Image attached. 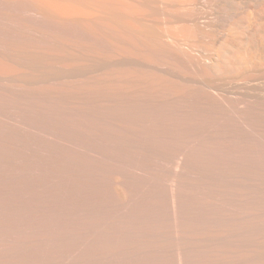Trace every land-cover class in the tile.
Wrapping results in <instances>:
<instances>
[{"label": "bare ground", "instance_id": "bare-ground-1", "mask_svg": "<svg viewBox=\"0 0 264 264\" xmlns=\"http://www.w3.org/2000/svg\"><path fill=\"white\" fill-rule=\"evenodd\" d=\"M0 123L118 188L59 233L74 251L264 264V0H0Z\"/></svg>", "mask_w": 264, "mask_h": 264}, {"label": "rangeland", "instance_id": "rangeland-1", "mask_svg": "<svg viewBox=\"0 0 264 264\" xmlns=\"http://www.w3.org/2000/svg\"><path fill=\"white\" fill-rule=\"evenodd\" d=\"M0 126H1L0 127L1 129L0 130H2V131H0V133L2 132L0 134V144H1V147L3 145L2 149L5 148L3 151H1L2 149L0 147V264H146V259L143 258V257H139V258H133V257H116V258H113V259H108L106 261H102L101 259L100 260H95V259H91L90 256L85 251H79V250L78 251H74L73 248H69V247H71V246H69L70 244H68V242L65 244V242L68 241V239L65 238V237H64L65 239L64 238H60L61 235H59V233L60 234L63 233L62 235H64V232L66 233V231H69L68 229L71 230V228H72L71 226L74 225L73 222H76L77 223L80 220L82 222V220H83L82 218H84V220H85V217L87 216V214L89 212H92V213L94 212V210L92 208L94 207L95 204H96L95 205L96 208H94V209L97 210V211H95L94 214H96V212H98V210L100 208L102 209V206L105 204L103 202H106L107 201L106 192L109 193V194L107 193V196L109 197L111 194L114 193V192L111 193V190H113V189L116 188V190H114V191H117L118 188L116 186L114 188L111 185V187H112V189H111V187H110L109 184H107L106 182L103 183V181H104L103 179H100V180H102V183L101 182L96 183V182H98L99 179H97V178L98 177L100 178V175L98 174L99 175L98 177L94 176L97 173H95L94 171H91V170L88 171L90 175H87V176H90V177L93 176L94 179L92 180V178H90L91 180L89 179L90 180L89 183H88V181H83V183H82V180H84V178L80 181V179H81L80 178L81 177L80 175L83 176L85 173H83V174H81V173L82 172H85V171L83 169V171L81 172V170L83 168L81 166H79V168L81 170L80 169H77L75 167L74 160H72L70 158L71 156H69V152H68V150L66 149L65 146H64L65 149L63 147H62L63 149L62 148L60 149L58 147L61 150V152H60V150H58V148H55L52 144H51L52 145L51 146L49 144L50 142L48 143V142H46L47 140L46 141L45 140H42L43 137H41V136L38 135V138H37V134H36V137H35V135H34L33 132H30L32 134L31 135V134L28 133V131L26 132V130H22L21 129L22 130L21 131L20 129L10 127L9 125H6L4 123H0ZM6 130H8V131H6ZM11 130H13V131H11ZM4 131H5V134L3 133ZM9 131L11 132L12 136L10 135V132ZM20 131L22 132V134H21ZM17 133L18 134L20 133V134L18 135ZM25 133H27V135H25ZM8 134L10 136H8ZM13 134L16 135V136L13 137ZM1 135L3 136V139H1L2 138ZM24 135H25V138L26 139L23 138ZM30 135H31V137H33V136L34 137L31 138ZM6 136L7 137H11V138H7ZM26 136L27 137H30V138L28 139ZM15 137H17V138H15ZM39 137H40V139H39ZM35 138H36V141L34 140ZM11 139H13L14 141H12ZM30 139H32L31 140V143L29 142ZM5 140H6V142H5ZM37 141L40 142V143L39 144H36ZM17 142H19V143H17ZM24 142L25 143L28 142L30 144L27 143L28 144V146H27V144H24ZM42 142H43L44 145L42 144ZM45 142L48 143V144H45ZM7 143H10V144H7ZM20 143H22V144H20ZM14 144H15V146H14ZM40 144H42V145H40ZM23 145H24V147H23ZM35 145H36V147H35ZM16 146H20V152H18L19 151V147H16ZM21 146L23 148V152H25L26 154L23 153V152H21L22 151ZM26 146H27V148L29 150L28 149H25ZM7 147L9 149H7ZM34 147H35V149H34ZM37 147H39V148H37ZM12 148H14V149H12ZM16 148L18 149V151L17 152L16 151L14 152V150ZM10 149H12V151ZM38 149H40L41 151L38 152ZM42 149H44V150H42ZM53 149H55V150H53ZM5 150H6V152H4ZM7 150H10V151L7 152ZM32 151H34V153H36V154L33 155V152ZM52 152L54 153V155H53ZM12 153L14 154L13 156H11ZM17 153L19 155H17ZM44 153H46V154H44ZM47 153H49V155H52V156H49L48 159H47V156H48ZM8 154H10V156ZM43 154H44V156H43ZM58 154H60V155H58ZM26 155H27V157H26ZM45 155H47V156H45ZM38 156H40V158ZM60 156H62V157H60ZM1 157L3 159H5L6 161L3 160ZM21 157L23 159H21ZM44 157H46V158H44ZM25 158H27L28 160L25 159ZM35 158L39 159V160L36 159L38 161L37 163H35L36 162L34 160ZM56 158H57L58 161L56 160ZM62 158H63L64 161L62 160ZM64 158L66 159V161H65ZM46 159H47L48 162L46 161ZM13 160H15V161H13ZM50 160H52V161H50ZM61 160L64 163H62ZM44 161H46L45 164L47 163V165H46L47 167L45 166ZM13 162L14 163L16 162V163L14 164ZM28 162H29V164H28ZM62 164H64L63 165L64 167L62 166ZM65 164H67V165H65ZM26 165H28V166H26ZM16 166L18 167V169H17ZM34 166L37 167V168H35ZM39 166H40V169H39ZM51 166H54V168L51 167ZM70 166L72 167V170H74V172H75L74 173L72 171L74 173V176L75 177L78 176L80 178L79 180H78V178H75L74 176H72L73 173L71 172V167ZM30 167H31V169H30ZM44 167H46V168H44ZM48 167L51 170L48 169ZM59 168H61V169L58 170ZM69 168H70V170H69ZM24 169H26V171ZM45 169H46V172H44ZM53 169H54V171H53ZM65 169H66V172H65ZM47 170H48V172H47ZM49 172L52 173V174H50ZM64 172L66 174H64ZM69 172L72 173V174H70ZM45 173H47V176H46ZM79 173H80V175H79ZM58 174L60 175V177H59ZM68 174H70V175H68ZM25 175H28L30 178H28V176H26L27 177V179H26ZM49 175H50V177H49ZM51 175H53L54 178H52L53 176L51 177ZM64 175L66 176V178L64 177ZM21 176L22 177H25V178H22ZM40 176L41 177H44V178H41ZM69 176L74 177L75 178L74 180L77 179V182L78 181L79 182L76 184V182H73V180H71L72 181V183H71L70 179H67ZM31 177H32V179H31ZM45 177H47V178L45 179ZM7 178H9L8 180H10V181H8ZM10 178H12V179H10ZM16 178L19 179V180L17 181ZM60 178H61V180H60ZM69 178H71V177H69ZM29 179H31L30 182H28ZM33 179H34V181H33ZM48 179H50V180H48ZM12 180H15V181H12ZM59 180H60V182H62L64 184L60 183ZM85 180H88V177ZM37 181H38V183H37ZM91 181H96V182H93L95 184H92ZM11 182L12 183H15V185L12 184ZM23 182L24 183L28 182V183L24 184ZM50 182L52 184H50ZM66 182H67V185L65 184ZM129 182H130V187L133 186L134 182L132 180H129ZM18 183H19V186H18ZM105 183L109 187H107ZM58 184L60 186H63V187H60ZM79 184H82V185L84 184V185L82 186V185H79ZM99 184H100V186H99ZM36 185H37V187L39 189L36 187ZM48 185H52V187L51 186H48ZM70 185H72V186H70ZM93 185L95 186L96 189L93 188L94 187ZM46 186L48 188H46ZM66 186H69V188H71V189H68V187H66ZM84 187L86 188V190H85ZM91 187H92V189H90ZM100 187H103V188H100ZM45 188H46V190L44 191ZM60 188H61V191L62 192L60 191ZM104 189H106V190H104ZM59 191H60V193H59ZM75 191L78 192L79 195ZM91 191H92V193H89ZM50 192H52V193H50ZM104 192H105V194H104ZM46 193H48V194H46ZM81 193L84 194V195H82ZM93 193H95L96 195L95 194L93 195ZM73 194L74 195L76 194L75 196H78L79 197V200H78V197L73 196ZM71 195H72V198H71ZM85 196H87V198L89 197L90 199L89 198L87 199ZM92 196L95 197L96 199L95 198L93 199ZM68 198L69 199L71 198V200H69ZM73 198H74V200H73ZM80 198H82V200ZM93 200H96V202H94V205L92 207L90 205L93 204ZM71 203H73V204H71ZM70 206H72V207H70ZM76 207H78L77 208V211H76ZM71 208H72V210H71L72 212L70 211ZM86 208H89V209H86ZM85 209H86V211L89 210V212L87 211L88 212L87 214L85 212ZM77 212H78L79 215L77 214ZM73 213L74 214L76 213L75 215L80 216V218L78 216H77L78 218L76 216L75 217L71 216V215H73ZM83 214H85L86 216H82ZM72 218H74L75 220L72 219ZM71 219L73 220V222L71 221ZM84 220H83L82 223H84ZM77 225H78V223H77ZM55 226L57 228H55ZM58 226H60L61 228L59 229ZM78 226H80V225H78ZM30 230L34 234L37 235V236L35 235L36 236L35 239H37L38 242L34 238H32L31 240L34 239L36 242H34V241L33 242H31V241L29 242L30 239H26L27 236H29V237H30V235L33 236V234H31V231ZM60 230H62L63 232H60ZM26 231L27 232L29 231L30 232V235L26 233V237H24ZM53 231H55V232H53ZM22 232H23V235H22ZM43 234L45 236H47L48 239H46V237H44ZM51 234H53V237H51L52 239L49 238V235L52 236ZM38 235L41 237V239H40V237H38ZM58 235L60 237H58ZM22 238L24 240L26 239L25 241L26 242L28 241L27 243H30V244L32 243L31 248H28V247H30V245L27 244L26 242H25L26 245H29V246H26V245L23 246L24 240ZM57 238L58 239L60 238V240L61 239H63V240L60 241V240H57ZM50 239H51V241H50ZM47 240H48V242H47ZM39 241H40V244H39ZM57 241H59V242H57ZM41 242H42V245L44 247L41 245ZM45 243H46V245H45ZM59 245H60V249H59ZM45 246L46 247H49L50 249L45 248ZM53 246H55V247L53 248ZM66 246H68V247L65 248ZM25 247H27V249ZM70 250H72L73 252L70 251ZM26 253H27V255H26Z\"/></svg>", "mask_w": 264, "mask_h": 264}]
</instances>
